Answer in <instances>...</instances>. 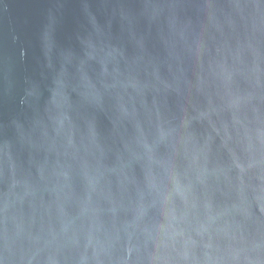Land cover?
<instances>
[{
    "label": "water",
    "instance_id": "obj_1",
    "mask_svg": "<svg viewBox=\"0 0 264 264\" xmlns=\"http://www.w3.org/2000/svg\"><path fill=\"white\" fill-rule=\"evenodd\" d=\"M0 264H264V0H0Z\"/></svg>",
    "mask_w": 264,
    "mask_h": 264
}]
</instances>
